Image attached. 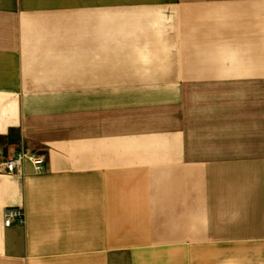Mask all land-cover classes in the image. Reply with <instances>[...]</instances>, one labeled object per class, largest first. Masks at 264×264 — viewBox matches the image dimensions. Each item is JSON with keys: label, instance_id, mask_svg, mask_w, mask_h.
<instances>
[{"label": "crops", "instance_id": "obj_1", "mask_svg": "<svg viewBox=\"0 0 264 264\" xmlns=\"http://www.w3.org/2000/svg\"><path fill=\"white\" fill-rule=\"evenodd\" d=\"M258 82L264 0H0V264H264Z\"/></svg>", "mask_w": 264, "mask_h": 264}, {"label": "rangeland", "instance_id": "obj_2", "mask_svg": "<svg viewBox=\"0 0 264 264\" xmlns=\"http://www.w3.org/2000/svg\"><path fill=\"white\" fill-rule=\"evenodd\" d=\"M238 89L242 92L248 91L246 92L248 96L241 99L227 98L224 101L227 112L225 127L228 139L232 136L236 142H243L244 146L238 149L240 148L245 155L264 154V83L242 85ZM238 89L229 87L223 91ZM212 90L219 91L220 89L215 86L206 89L207 92H212Z\"/></svg>", "mask_w": 264, "mask_h": 264}, {"label": "built area", "instance_id": "obj_3", "mask_svg": "<svg viewBox=\"0 0 264 264\" xmlns=\"http://www.w3.org/2000/svg\"><path fill=\"white\" fill-rule=\"evenodd\" d=\"M24 161L30 162L33 166L36 172H42L45 169V163L43 156L34 153V152H27L23 149H20L14 154L7 158L3 164H4V170L7 173H14L19 171L20 167L22 166V163ZM4 218H3V225L9 227L12 224H18L22 225L25 220V213L24 210L20 207H7L4 209Z\"/></svg>", "mask_w": 264, "mask_h": 264}]
</instances>
